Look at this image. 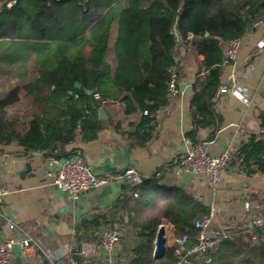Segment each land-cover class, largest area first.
Listing matches in <instances>:
<instances>
[{"label": "trees", "instance_id": "16d2710c", "mask_svg": "<svg viewBox=\"0 0 264 264\" xmlns=\"http://www.w3.org/2000/svg\"><path fill=\"white\" fill-rule=\"evenodd\" d=\"M263 19L264 0H14L10 7L0 4V54L23 56L32 73L24 98L32 114L24 128L19 129L17 118L6 110L17 100L15 86L0 99V144L15 143L45 157L70 159L75 149L67 151V147L93 141L105 128H113L144 145L155 132V114L170 101L169 71L175 70L179 78L181 66L175 60L179 43H189L195 55L202 57L188 103L191 129L185 133L195 144L202 129L215 131L220 126L211 99L227 65L225 42L242 38L253 22ZM76 82L79 89L74 87ZM115 104L125 116L140 112L133 132L121 130L120 122L109 115ZM100 109L104 118H99ZM257 123L258 132L249 134L235 151L233 166L247 177L264 174V112ZM209 215V206L183 188L168 185L159 169L139 186L131 185L110 208L82 219L72 255L76 264H82L81 244L99 243L100 227L117 228L122 234L118 242L125 253L124 264H175L180 257L174 243L166 246L162 258H153L158 227L167 226L175 240L187 236L190 247L197 235L193 222ZM243 232L246 240L230 235L216 251L200 257L199 264H264V223ZM129 238L133 240L128 244ZM191 257L194 263L196 256Z\"/></svg>", "mask_w": 264, "mask_h": 264}, {"label": "crops", "instance_id": "0c3cea01", "mask_svg": "<svg viewBox=\"0 0 264 264\" xmlns=\"http://www.w3.org/2000/svg\"><path fill=\"white\" fill-rule=\"evenodd\" d=\"M263 36L262 28L243 36L234 63L248 90L249 102L244 104L228 95L220 97L213 102L220 126L215 131L202 129L198 134V141L205 142L211 154L236 151L249 134L258 132L257 120L264 112V49L258 46ZM175 60L181 66L178 78L181 95L170 99L168 105L155 114L156 128L149 141L137 145L113 128H105L95 140L79 141L67 147V151L75 149V155L79 154L96 175L111 177V181L100 188L72 199L51 186L46 175L47 157L41 152L27 151L15 143L0 144V167L10 166V174L5 178L0 175L1 188L6 191L0 203V240L26 235L34 242L26 252L15 248L8 264H76L72 249L78 223L97 216L98 212L110 208L121 194L129 192L134 185L124 175L127 169H133L142 180H148L160 169L168 185L183 188L215 210L214 227L231 224L230 235L246 240L243 229H250L249 223L254 217L264 218V174L247 177L231 166L221 174L220 184L215 188L207 178L192 175L180 167L179 160L191 144L185 138V133L191 129L188 103L202 57L195 55L189 43H179ZM24 62L23 56L12 52L0 54V99L15 86L17 100L6 110L17 118L19 129L24 128L32 114L31 106L24 99L32 73L30 64ZM230 70V65L222 67L221 83ZM111 108L109 115L120 122L121 130L133 132L140 112L125 116L118 104ZM130 124L133 126L129 128ZM246 202L251 205L250 209L244 208ZM255 204L259 205L258 210L254 209ZM164 228L167 245H171L175 239L168 233V227ZM107 229L110 228H99L101 237ZM252 237L251 240H255ZM91 245L96 244H81L82 264H106L107 253L98 248L88 251V256L81 254ZM124 254L118 242L112 252L114 264H118ZM199 259L196 257L194 263L190 262L199 264Z\"/></svg>", "mask_w": 264, "mask_h": 264}, {"label": "built area", "instance_id": "2783aa9c", "mask_svg": "<svg viewBox=\"0 0 264 264\" xmlns=\"http://www.w3.org/2000/svg\"><path fill=\"white\" fill-rule=\"evenodd\" d=\"M0 4L10 7L14 4V0H0ZM262 28L264 30V19L255 21L252 24V30ZM241 38L230 39L224 44V54L227 65L231 66V70L226 76L225 82L222 83L212 96V102L217 101L220 97L231 96L240 100L242 103L249 102L248 90L240 79V75L234 66L237 58ZM258 46L264 49V36L260 40ZM168 92L171 100L181 95L178 87V75L175 70L169 71ZM236 162L235 151H223L218 154H211L205 142H197L189 144L179 160L180 167L195 176H202L208 179L213 187H218L221 180V174ZM46 175L50 178L51 186L59 191L66 193L72 199H77L85 192L100 188L111 181L110 176H98L84 162L83 158L76 154L70 159H60L54 156L47 157ZM124 175L134 186L141 184L142 179L134 172L133 169L124 171ZM6 194L3 188H0V203L2 197ZM136 194H134L135 196ZM251 205L244 203L245 209H250ZM254 209H259V205L255 204ZM215 210L210 207V215L207 218L198 219L193 222V226L197 231L196 243L188 246L187 236H182L174 241L175 254L180 259L175 264H191L190 257L196 256L203 258L208 252L216 251L221 242L228 238L233 230L231 224L214 227L213 219ZM264 223L261 216L254 217L249 223V227H260ZM10 228L13 224L9 225ZM120 237L117 228L107 229L103 233L101 241L96 245H91L88 250H82L83 256H88V251L99 250L106 252L108 260L106 264H114L112 252ZM254 239V237H252ZM34 244L33 240L23 235L18 239L6 237L0 240V264H8L13 255L14 249L18 248L21 252H26Z\"/></svg>", "mask_w": 264, "mask_h": 264}, {"label": "water", "instance_id": "95a60500", "mask_svg": "<svg viewBox=\"0 0 264 264\" xmlns=\"http://www.w3.org/2000/svg\"><path fill=\"white\" fill-rule=\"evenodd\" d=\"M207 35V33L205 34V36ZM74 87L76 89L80 88V84L79 83H74ZM86 94H90V91H86ZM104 112L102 109L99 110V118H104ZM10 166L9 165H3L2 167H0V175H2L4 178L7 176V174H10ZM3 186V184H0V188ZM166 246H167V242H166V238H165V228L163 225L159 226L156 234H155V238H154V242H153V258L154 259H160L164 256L165 254V250H166Z\"/></svg>", "mask_w": 264, "mask_h": 264}, {"label": "rangeland", "instance_id": "374dc122", "mask_svg": "<svg viewBox=\"0 0 264 264\" xmlns=\"http://www.w3.org/2000/svg\"><path fill=\"white\" fill-rule=\"evenodd\" d=\"M121 235H122V234H121ZM128 240H129V241H128V244H129V243H131V241H132L133 239L129 238ZM167 244H168V243H167ZM125 262H126L125 255H122V256L119 258L118 264H124Z\"/></svg>", "mask_w": 264, "mask_h": 264}]
</instances>
